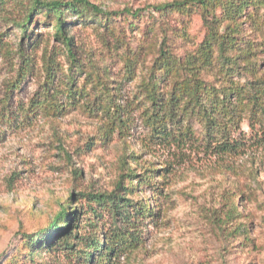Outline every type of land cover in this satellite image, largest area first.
I'll list each match as a JSON object with an SVG mask.
<instances>
[{"label": "rangeland", "instance_id": "1", "mask_svg": "<svg viewBox=\"0 0 264 264\" xmlns=\"http://www.w3.org/2000/svg\"><path fill=\"white\" fill-rule=\"evenodd\" d=\"M87 1L102 11H135L175 0ZM24 7L22 0L0 5V112L15 111L10 116L0 113V264H83L59 246L46 250L45 242L26 254L24 237L49 233L61 207L71 210L80 205L79 194L112 191L123 167L137 175L166 167L169 173L153 174V182L163 189L156 199V192L145 185L132 194L131 199L149 203L158 215L138 226L140 245L117 264H264V146L242 156L218 158L150 143L138 85L151 56L129 79L123 74L125 50L117 49L103 29L78 22L67 30L76 57L84 63L77 84L84 83L92 99L97 91L90 90L91 80L103 83L102 95H113L122 107L125 129L122 133L110 129L107 120L85 107L63 117L27 115L31 99L45 89L46 69L59 79L67 60L52 37L51 23L36 26L39 36L32 38L36 46H24L23 58L18 55L15 23L22 19ZM241 31L256 43L264 37L248 24ZM190 32L193 41L201 37L199 19L192 20ZM131 37L127 34V40ZM257 61L264 73V59ZM51 64L54 70L47 68ZM51 89L55 93L62 84L57 80ZM243 128L247 130L246 125ZM235 209L239 218L226 220ZM87 222L102 229L111 225L105 214L101 220L83 216L80 234L90 233Z\"/></svg>", "mask_w": 264, "mask_h": 264}, {"label": "trees", "instance_id": "2", "mask_svg": "<svg viewBox=\"0 0 264 264\" xmlns=\"http://www.w3.org/2000/svg\"><path fill=\"white\" fill-rule=\"evenodd\" d=\"M8 1L0 0V5ZM22 2V19L15 23L20 36L18 55L23 58L24 46H36L32 39L39 36L34 32L36 26L48 27L51 23L52 37L66 52L67 60L59 79L57 73L46 69L45 89L31 99L24 111L27 115L40 112L63 117L85 107L107 120L110 129L118 133L125 129L122 107L113 95H102L103 83L97 78L91 80L90 90L97 91L92 99L84 83L80 87L77 84L84 63L76 57L67 30L78 22L103 29L117 49L125 50L123 74L129 79L134 78L138 64L151 56L138 85L150 143L218 158L242 156L251 148L264 146V73L261 61H257L264 59V37L256 43L241 34L244 24L264 34V0H175L135 11H102L87 0ZM193 19H199L202 32L195 41L190 32ZM127 34L132 36L130 40ZM57 80L62 89L51 93ZM0 113L10 116L15 111L6 108ZM155 173L166 177L169 168L144 170L140 175L120 168L112 191L79 194L76 204L80 205L71 210L61 207L49 233L25 236V253L31 254L45 242L46 250L59 246L83 264H117L121 256L140 245L138 226L145 220L154 221L158 215L149 203L131 199L135 189L144 185L156 192L154 199L162 195L161 183L153 182ZM81 202H85V208ZM104 214L110 218L109 228L87 222L90 233L80 234L84 230L80 227L83 216L101 220ZM238 216L237 209L230 210L226 220Z\"/></svg>", "mask_w": 264, "mask_h": 264}]
</instances>
